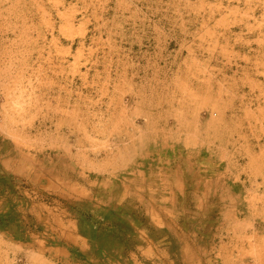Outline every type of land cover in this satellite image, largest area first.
Wrapping results in <instances>:
<instances>
[{"label":"rangeland","instance_id":"1","mask_svg":"<svg viewBox=\"0 0 264 264\" xmlns=\"http://www.w3.org/2000/svg\"><path fill=\"white\" fill-rule=\"evenodd\" d=\"M0 264H264V0H0Z\"/></svg>","mask_w":264,"mask_h":264},{"label":"trees","instance_id":"2","mask_svg":"<svg viewBox=\"0 0 264 264\" xmlns=\"http://www.w3.org/2000/svg\"><path fill=\"white\" fill-rule=\"evenodd\" d=\"M95 241H96V242H99V239H98V240H96V238H95Z\"/></svg>","mask_w":264,"mask_h":264},{"label":"crops","instance_id":"3","mask_svg":"<svg viewBox=\"0 0 264 264\" xmlns=\"http://www.w3.org/2000/svg\"><path fill=\"white\" fill-rule=\"evenodd\" d=\"M162 225H164V224H162ZM164 227V226H163ZM166 228V227H165ZM187 245H185V247H186Z\"/></svg>","mask_w":264,"mask_h":264}]
</instances>
